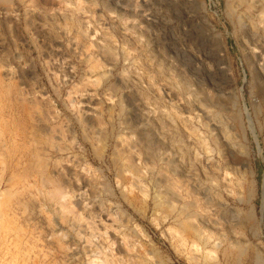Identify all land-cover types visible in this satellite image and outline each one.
<instances>
[{
    "label": "rangeland",
    "instance_id": "1",
    "mask_svg": "<svg viewBox=\"0 0 264 264\" xmlns=\"http://www.w3.org/2000/svg\"><path fill=\"white\" fill-rule=\"evenodd\" d=\"M263 259L264 0L0 1V264Z\"/></svg>",
    "mask_w": 264,
    "mask_h": 264
},
{
    "label": "bare ground",
    "instance_id": "2",
    "mask_svg": "<svg viewBox=\"0 0 264 264\" xmlns=\"http://www.w3.org/2000/svg\"><path fill=\"white\" fill-rule=\"evenodd\" d=\"M0 1H1V0H0ZM37 155H38V154H37ZM36 159H37V158H36ZM253 231H254V229H253ZM252 247H253V246H252ZM228 249H229V247H228ZM231 249H232V248L230 247V249H229L230 252H232ZM246 249H247V248H246ZM250 250H251V249H250ZM227 251H228V250H227ZM230 252H229V254H231ZM225 255H226V254H225ZM258 255H259V254H258ZM258 255H257V256H258ZM233 257H234V256H233ZM256 258H257V257H256ZM258 258H259V257H258ZM254 260H255V259H254ZM263 260H264V259H263ZM259 261H260V260H259ZM253 263H254V262H253Z\"/></svg>",
    "mask_w": 264,
    "mask_h": 264
}]
</instances>
